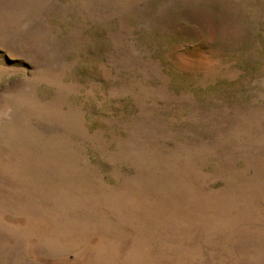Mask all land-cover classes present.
<instances>
[{"label": "rangeland", "instance_id": "rangeland-1", "mask_svg": "<svg viewBox=\"0 0 264 264\" xmlns=\"http://www.w3.org/2000/svg\"><path fill=\"white\" fill-rule=\"evenodd\" d=\"M0 264H264V0H0Z\"/></svg>", "mask_w": 264, "mask_h": 264}]
</instances>
